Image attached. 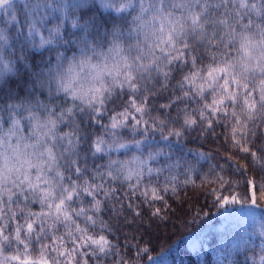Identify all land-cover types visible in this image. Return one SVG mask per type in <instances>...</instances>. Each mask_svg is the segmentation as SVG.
<instances>
[{"label": "clouds", "instance_id": "clouds-1", "mask_svg": "<svg viewBox=\"0 0 264 264\" xmlns=\"http://www.w3.org/2000/svg\"><path fill=\"white\" fill-rule=\"evenodd\" d=\"M25 77L0 99V264H142L125 206L162 219L188 187L251 209L211 264H264V203L222 163L264 171V0H0V89Z\"/></svg>", "mask_w": 264, "mask_h": 264}, {"label": "trees", "instance_id": "trees-1", "mask_svg": "<svg viewBox=\"0 0 264 264\" xmlns=\"http://www.w3.org/2000/svg\"><path fill=\"white\" fill-rule=\"evenodd\" d=\"M26 80L27 77L19 84L16 80L10 81L7 92L0 89V99L6 98L12 89L23 94ZM222 163L237 179H243L240 190L250 204L264 203V190L260 187L264 183V171L238 169L233 161L227 159ZM169 204L170 210L162 219L152 216L147 209L142 215L136 216L127 206L124 215L119 218L118 228L122 238L127 240V234H131L133 238V246L128 249L129 254H134L137 242L149 248V252L142 258V264H211V253L206 252L205 248H215L231 232L242 230L247 224L241 220L232 221L235 218L234 212L238 209L217 212L215 207L210 206V197L191 187L180 193L179 200L170 199ZM227 213L231 214L229 219H225ZM128 217L130 219L125 223ZM195 239L200 244L192 248Z\"/></svg>", "mask_w": 264, "mask_h": 264}, {"label": "rangeland", "instance_id": "rangeland-1", "mask_svg": "<svg viewBox=\"0 0 264 264\" xmlns=\"http://www.w3.org/2000/svg\"><path fill=\"white\" fill-rule=\"evenodd\" d=\"M251 213V209L250 208H241V209H238L237 211L234 212V216L235 218L232 219L233 222L237 221V220H241L243 222H247V218L249 216V214ZM229 217H231V214L227 213L225 214V219H229ZM193 245H192V248L196 247L197 245L200 244V241L198 239H195L193 241Z\"/></svg>", "mask_w": 264, "mask_h": 264}, {"label": "snow or ice", "instance_id": "snow-or-ice-1", "mask_svg": "<svg viewBox=\"0 0 264 264\" xmlns=\"http://www.w3.org/2000/svg\"><path fill=\"white\" fill-rule=\"evenodd\" d=\"M159 211H160L159 209H156V212H159ZM135 215H136V216H140V215H142V213L137 212V213H135Z\"/></svg>", "mask_w": 264, "mask_h": 264}]
</instances>
